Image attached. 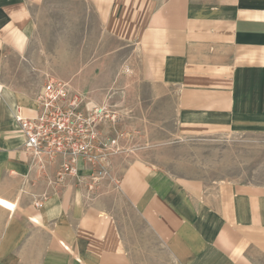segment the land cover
<instances>
[{"label":"crops","instance_id":"crops-1","mask_svg":"<svg viewBox=\"0 0 264 264\" xmlns=\"http://www.w3.org/2000/svg\"><path fill=\"white\" fill-rule=\"evenodd\" d=\"M47 1L0 0V264H154L124 234L110 192L158 239L166 264H264V186L129 166L108 168L117 187L107 177L93 197L74 179L55 186L56 165L30 170L13 113L33 115L45 83L27 79L43 28L36 11ZM87 1L107 40L102 61L111 43L132 46L148 83L174 93L179 136L264 134V0ZM85 56L65 62L94 58ZM65 78L94 95L91 77Z\"/></svg>","mask_w":264,"mask_h":264},{"label":"rangeland","instance_id":"rangeland-1","mask_svg":"<svg viewBox=\"0 0 264 264\" xmlns=\"http://www.w3.org/2000/svg\"><path fill=\"white\" fill-rule=\"evenodd\" d=\"M35 21L36 26L44 29L41 28L36 48L38 63L33 64L27 83H44L46 75L65 82H69L65 77L71 74L91 77L96 87L91 101L108 100L119 122L118 152L108 162L110 172L118 174L129 166H152L173 177L208 185L229 182L264 186V134L179 136L174 93L148 83L141 59L132 46L120 44L118 48L116 43L113 48L111 43L110 55L105 50L102 61L103 43L107 40L87 0H48L36 11ZM66 54L78 58L90 54L94 58L83 63H66ZM49 58L56 62H48ZM114 177L112 174L107 178L109 183ZM104 179L87 192L94 197ZM115 193L110 192L108 198L132 247L146 254L145 259L154 264L170 262L158 239L145 228L138 214L129 209L122 194L118 192L116 197Z\"/></svg>","mask_w":264,"mask_h":264},{"label":"built area","instance_id":"built-area-1","mask_svg":"<svg viewBox=\"0 0 264 264\" xmlns=\"http://www.w3.org/2000/svg\"><path fill=\"white\" fill-rule=\"evenodd\" d=\"M13 120L30 170L45 172L56 165L55 186L74 179L92 190L110 177L108 161L118 152L119 134L118 118L108 100L93 103L69 82L48 78L37 93L34 114L24 116L18 107ZM110 185L117 187L115 180ZM35 206L41 208L42 201Z\"/></svg>","mask_w":264,"mask_h":264}]
</instances>
